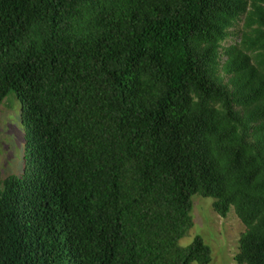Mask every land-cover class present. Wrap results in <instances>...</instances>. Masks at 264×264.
Instances as JSON below:
<instances>
[{
    "label": "trees",
    "instance_id": "16d2710c",
    "mask_svg": "<svg viewBox=\"0 0 264 264\" xmlns=\"http://www.w3.org/2000/svg\"><path fill=\"white\" fill-rule=\"evenodd\" d=\"M9 92L0 264H208L193 194L264 264V0H0Z\"/></svg>",
    "mask_w": 264,
    "mask_h": 264
},
{
    "label": "rangeland",
    "instance_id": "374dc122",
    "mask_svg": "<svg viewBox=\"0 0 264 264\" xmlns=\"http://www.w3.org/2000/svg\"><path fill=\"white\" fill-rule=\"evenodd\" d=\"M231 29L235 35L227 38L225 45L237 40L239 28ZM19 108V102L12 92L6 94L0 103V181L6 174L19 175L22 172L24 127L19 120ZM191 202V225L177 241L178 246L184 247L193 236L198 235L209 248L208 264H238L234 255L238 236L244 226L232 207L224 216H219L211 207L212 198L193 194Z\"/></svg>",
    "mask_w": 264,
    "mask_h": 264
}]
</instances>
